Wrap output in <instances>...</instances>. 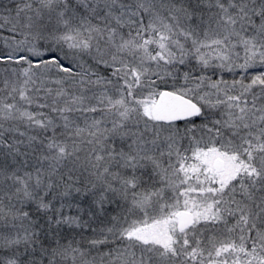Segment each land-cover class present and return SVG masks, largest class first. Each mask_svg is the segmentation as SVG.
Masks as SVG:
<instances>
[{
    "label": "snow or ice",
    "instance_id": "6c2138e0",
    "mask_svg": "<svg viewBox=\"0 0 264 264\" xmlns=\"http://www.w3.org/2000/svg\"><path fill=\"white\" fill-rule=\"evenodd\" d=\"M0 264H264V0H0Z\"/></svg>",
    "mask_w": 264,
    "mask_h": 264
}]
</instances>
